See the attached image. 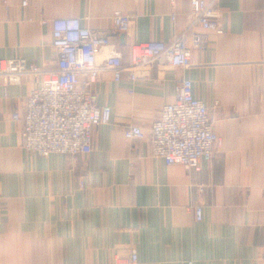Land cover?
Listing matches in <instances>:
<instances>
[{"label":"crops","instance_id":"obj_1","mask_svg":"<svg viewBox=\"0 0 264 264\" xmlns=\"http://www.w3.org/2000/svg\"><path fill=\"white\" fill-rule=\"evenodd\" d=\"M215 2L222 33L207 34L189 67L152 63L135 81L124 71L118 82L101 72L93 90L110 122L93 130L88 155L27 152L11 116L24 113L39 79L8 86L0 78V264H113L131 250L137 264H264V0ZM115 11L133 20L116 39L124 67L130 44L169 42L190 21L189 0L174 8L169 0H42L26 8L0 0V59L55 69L52 27L41 20L77 18L108 30ZM182 78L208 106L219 138L211 162L191 171L151 156L148 134ZM131 124L144 129L142 140L125 139Z\"/></svg>","mask_w":264,"mask_h":264},{"label":"built area","instance_id":"obj_2","mask_svg":"<svg viewBox=\"0 0 264 264\" xmlns=\"http://www.w3.org/2000/svg\"><path fill=\"white\" fill-rule=\"evenodd\" d=\"M41 1L18 0L22 8ZM169 3L174 8L176 0ZM189 4L188 28L166 43L130 44L131 63L127 67L122 64L116 39L129 32L133 23L129 15L115 11L108 30H91L77 18L41 20V24L50 23L52 27V47L57 57L55 69L40 68L24 59H0V78L8 86L21 84L27 75L39 79L38 85L26 96L24 113L11 116L22 124L23 148L40 157L90 154L93 130L110 122V108L97 105L93 90L102 71L111 72L113 80L118 82L124 71L130 81H135L138 70L152 63L187 68L191 65L192 52L204 48L207 34L222 33L215 0H189ZM170 17L175 19L174 14ZM194 27L201 31L190 32ZM99 55L103 57L101 64ZM148 134L151 156L167 166H181L187 171L198 170L201 162H211L219 144L208 106L193 96L192 83L184 78L176 83L174 100L160 108ZM123 135L128 141L142 140L145 132L142 127L131 124L124 128ZM193 210L196 221H200L201 207L195 204ZM137 262L135 250L124 258L115 255L113 259V264Z\"/></svg>","mask_w":264,"mask_h":264},{"label":"water","instance_id":"obj_3","mask_svg":"<svg viewBox=\"0 0 264 264\" xmlns=\"http://www.w3.org/2000/svg\"><path fill=\"white\" fill-rule=\"evenodd\" d=\"M124 35H122V37H123Z\"/></svg>","mask_w":264,"mask_h":264}]
</instances>
